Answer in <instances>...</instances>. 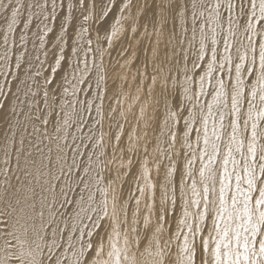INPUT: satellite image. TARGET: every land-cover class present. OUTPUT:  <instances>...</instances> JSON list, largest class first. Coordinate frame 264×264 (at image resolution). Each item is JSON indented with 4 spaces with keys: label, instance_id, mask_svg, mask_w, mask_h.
I'll return each mask as SVG.
<instances>
[{
    "label": "snow or ice",
    "instance_id": "1",
    "mask_svg": "<svg viewBox=\"0 0 264 264\" xmlns=\"http://www.w3.org/2000/svg\"><path fill=\"white\" fill-rule=\"evenodd\" d=\"M0 264H264V0H0Z\"/></svg>",
    "mask_w": 264,
    "mask_h": 264
}]
</instances>
